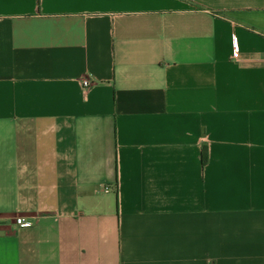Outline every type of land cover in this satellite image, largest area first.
I'll return each instance as SVG.
<instances>
[{
	"label": "crops",
	"instance_id": "1",
	"mask_svg": "<svg viewBox=\"0 0 264 264\" xmlns=\"http://www.w3.org/2000/svg\"><path fill=\"white\" fill-rule=\"evenodd\" d=\"M0 264H264V0H0Z\"/></svg>",
	"mask_w": 264,
	"mask_h": 264
},
{
	"label": "built area",
	"instance_id": "2",
	"mask_svg": "<svg viewBox=\"0 0 264 264\" xmlns=\"http://www.w3.org/2000/svg\"><path fill=\"white\" fill-rule=\"evenodd\" d=\"M240 52H241L240 43H239L238 39L235 38L233 57L237 59L240 55ZM94 83H95V80L92 78H89L86 76L81 78V85L84 89H88ZM16 222L19 225H27V224L31 223L29 220H26L24 217H17Z\"/></svg>",
	"mask_w": 264,
	"mask_h": 264
},
{
	"label": "trees",
	"instance_id": "3",
	"mask_svg": "<svg viewBox=\"0 0 264 264\" xmlns=\"http://www.w3.org/2000/svg\"><path fill=\"white\" fill-rule=\"evenodd\" d=\"M203 161H206L207 160V156L205 154H203Z\"/></svg>",
	"mask_w": 264,
	"mask_h": 264
}]
</instances>
